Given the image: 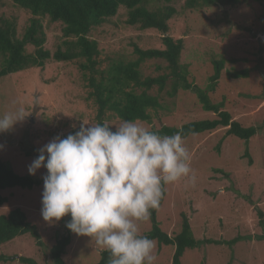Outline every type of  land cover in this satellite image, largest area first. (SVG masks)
<instances>
[{
    "label": "rangeland",
    "instance_id": "obj_1",
    "mask_svg": "<svg viewBox=\"0 0 264 264\" xmlns=\"http://www.w3.org/2000/svg\"><path fill=\"white\" fill-rule=\"evenodd\" d=\"M2 2V12L15 20L20 37L30 13L10 0ZM145 2L149 10L166 6L175 10L169 21V35L183 40L180 62L187 66V81L193 86L206 89L212 75L211 59L224 61L222 75L214 92L208 94L209 100L212 104L222 103L223 110L241 126L256 129L255 136L247 142L225 136L224 128L184 139L196 183L183 179L166 186L164 201L156 214L158 226L173 236L180 231L184 214L194 238L203 242L198 249H186L181 264H264V239L260 238L264 225L259 223L264 224V1L239 0L234 6L193 10L184 7L185 0ZM126 19L127 10L119 6L116 16L90 31L89 37L98 45V72L107 75L112 65L135 60L134 45L141 49L163 48L157 31L130 27ZM41 23L45 33L43 48L52 54L62 47V25L46 17L41 18ZM32 50L31 46L27 48L28 52ZM164 66L161 60L144 61L138 68L140 78H157L167 72ZM234 72H246L247 76L229 77ZM88 77L76 62L49 60L43 68L0 78V116L18 107L26 115L11 130L0 133V158L8 167L21 175L43 177V167L35 175L28 172L38 149L56 136L74 134L83 122L96 124ZM166 90L158 93L153 88L148 92L158 95L162 108L151 125L136 122L157 130L216 118L214 113L202 109L194 92L179 91L169 97ZM104 120L110 125L121 122L108 112ZM42 192L43 185L0 192L6 198L0 214L20 208L38 232V240L24 234L0 245V257H14L13 261L0 264H23L19 257L36 264L49 263L50 248L64 234L65 217L54 225L43 220ZM139 229L142 235L147 234L150 220L140 223ZM209 241L212 243L206 244ZM173 250V246L156 244L155 264H170ZM101 251L90 237L74 234L63 259L65 264H96Z\"/></svg>",
    "mask_w": 264,
    "mask_h": 264
},
{
    "label": "trees",
    "instance_id": "obj_2",
    "mask_svg": "<svg viewBox=\"0 0 264 264\" xmlns=\"http://www.w3.org/2000/svg\"><path fill=\"white\" fill-rule=\"evenodd\" d=\"M17 7L30 13L28 25L20 37L17 36L14 19L7 17L2 9L4 3L0 0V78L9 74L30 68H43L45 61L76 62L79 68L87 72L88 86L92 88L89 98L96 107L95 123H105L106 114L111 113L119 120H133L151 125L154 117L162 109L158 103V95L148 94L153 88L160 93L166 90L169 97H175L179 91H192L205 112H212L215 119L192 121L180 128L160 127L161 135H173L182 130L186 139L190 135L212 132L224 128L225 136L247 142L256 134L253 127H243L223 110V104H212L208 94L214 92L224 69L222 59H211L212 75L206 89L201 90L187 81V66L181 64L180 57L183 50V40L174 39L169 35V21L175 10L169 6L157 10H149L145 0H10ZM248 1V0H247ZM262 2L264 0H251ZM239 0H185L184 7L203 9L212 6H234ZM119 6L127 10L126 24L140 30H155L160 35L162 49H141L133 46L136 59L125 63L112 65L107 75L98 72L96 67L99 51L96 41L89 37L90 31L102 25L107 19L116 16ZM48 18L50 22L62 25V47H58L52 54L43 48L45 33L41 18ZM32 47V52L27 48ZM147 60H161L167 71L157 78H140L138 68ZM160 69V68H159ZM234 79L245 78L246 72L228 74ZM169 85V87H167ZM140 92L137 93L136 91ZM46 170V169H45ZM47 172V170H46ZM43 185V177L21 175L13 171L0 158V192L6 189L20 188L31 190ZM165 197V194H164ZM161 200L160 207L164 201ZM6 198L0 194V206ZM159 207V208H160ZM158 209L151 211V229L145 234L157 245L173 246L170 264H181V257L186 249L199 248L203 244L194 238L187 217L181 214L180 231L171 236L164 232L156 221ZM71 219L65 217L64 234L60 235L52 245L48 254V264H65L63 259L67 247L72 242V233L66 222ZM263 226V222H259ZM30 235L38 240L37 228L27 221L26 215L20 208H13L7 214H0V245L6 244L17 236ZM264 239V235L260 237ZM212 243V242H206ZM234 243V242H233ZM110 253L100 252V259L96 264H108ZM14 257H0L1 262L13 261ZM23 264H36L33 260L19 257Z\"/></svg>",
    "mask_w": 264,
    "mask_h": 264
},
{
    "label": "clouds",
    "instance_id": "obj_3",
    "mask_svg": "<svg viewBox=\"0 0 264 264\" xmlns=\"http://www.w3.org/2000/svg\"><path fill=\"white\" fill-rule=\"evenodd\" d=\"M25 117L22 107L5 112L0 133ZM38 153L28 172L47 170L44 221L54 225L70 216L66 227L108 251V264H155L156 243L140 233L139 224L160 207L167 185L183 179L196 183L182 130L161 135L133 120L83 122L74 134L54 137Z\"/></svg>",
    "mask_w": 264,
    "mask_h": 264
}]
</instances>
